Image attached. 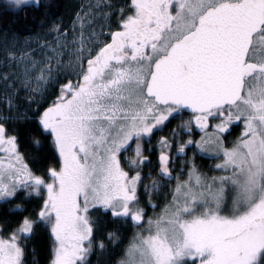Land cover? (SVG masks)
<instances>
[{
  "label": "snow or ice",
  "instance_id": "1",
  "mask_svg": "<svg viewBox=\"0 0 264 264\" xmlns=\"http://www.w3.org/2000/svg\"><path fill=\"white\" fill-rule=\"evenodd\" d=\"M0 264H264V0H0Z\"/></svg>",
  "mask_w": 264,
  "mask_h": 264
},
{
  "label": "trees",
  "instance_id": "2",
  "mask_svg": "<svg viewBox=\"0 0 264 264\" xmlns=\"http://www.w3.org/2000/svg\"><path fill=\"white\" fill-rule=\"evenodd\" d=\"M60 10H61V12H62V11H63V8H61ZM21 26H23V25H21ZM28 26L31 27L32 25L29 24ZM198 163H206V162H204V161H198Z\"/></svg>",
  "mask_w": 264,
  "mask_h": 264
}]
</instances>
